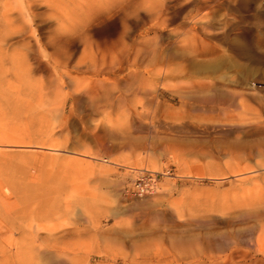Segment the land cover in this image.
<instances>
[{
  "label": "rangeland",
  "instance_id": "374dc122",
  "mask_svg": "<svg viewBox=\"0 0 264 264\" xmlns=\"http://www.w3.org/2000/svg\"><path fill=\"white\" fill-rule=\"evenodd\" d=\"M123 18L67 52L0 0V264H264V0Z\"/></svg>",
  "mask_w": 264,
  "mask_h": 264
},
{
  "label": "clouds",
  "instance_id": "9594fccd",
  "mask_svg": "<svg viewBox=\"0 0 264 264\" xmlns=\"http://www.w3.org/2000/svg\"><path fill=\"white\" fill-rule=\"evenodd\" d=\"M16 9L17 18L27 25L31 20L39 19L41 23L54 25L48 32L52 47H64L68 52V45L78 40L82 45L85 41H92L89 31L94 26H99V18L111 20L115 15L123 13V32L131 31L129 20H140V14L154 18L162 11L166 0H11ZM43 9L44 11H39ZM3 41H0V48ZM36 79L32 71L28 72L23 83L31 87Z\"/></svg>",
  "mask_w": 264,
  "mask_h": 264
},
{
  "label": "built area",
  "instance_id": "2783aa9c",
  "mask_svg": "<svg viewBox=\"0 0 264 264\" xmlns=\"http://www.w3.org/2000/svg\"><path fill=\"white\" fill-rule=\"evenodd\" d=\"M155 184V179L151 175L140 172L136 177L135 191L139 196H142L144 193L153 190Z\"/></svg>",
  "mask_w": 264,
  "mask_h": 264
}]
</instances>
